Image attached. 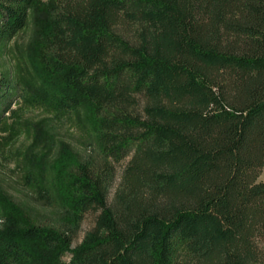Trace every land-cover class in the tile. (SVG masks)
I'll list each match as a JSON object with an SVG mask.
<instances>
[{
    "label": "trees",
    "instance_id": "1",
    "mask_svg": "<svg viewBox=\"0 0 264 264\" xmlns=\"http://www.w3.org/2000/svg\"><path fill=\"white\" fill-rule=\"evenodd\" d=\"M53 1L41 58L71 92L47 98L96 104L103 158L75 165L61 226L8 235L0 208V264H38L35 241L52 264L264 262V0ZM34 2L0 0V34L24 27ZM127 23L129 40L116 30Z\"/></svg>",
    "mask_w": 264,
    "mask_h": 264
},
{
    "label": "rangeland",
    "instance_id": "2",
    "mask_svg": "<svg viewBox=\"0 0 264 264\" xmlns=\"http://www.w3.org/2000/svg\"><path fill=\"white\" fill-rule=\"evenodd\" d=\"M53 4L35 0L24 27L13 36L0 34V208L8 217V235L32 225L61 226L64 209L77 195L72 184L75 165L83 158H103L96 104L83 98L80 107L67 110L47 98L50 90L71 92L41 58V37L50 28ZM116 30L128 40L134 38L129 23ZM132 153L114 163L109 201L121 186ZM258 180L264 181V167ZM98 213L84 214L72 247L92 228ZM27 246L38 264H52L53 253L43 244ZM70 256L66 253L63 259Z\"/></svg>",
    "mask_w": 264,
    "mask_h": 264
}]
</instances>
